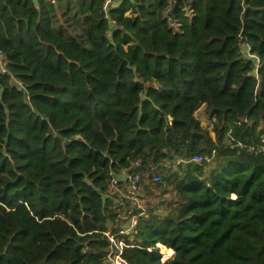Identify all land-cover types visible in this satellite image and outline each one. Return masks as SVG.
<instances>
[{"label": "trees", "instance_id": "16d2710c", "mask_svg": "<svg viewBox=\"0 0 264 264\" xmlns=\"http://www.w3.org/2000/svg\"><path fill=\"white\" fill-rule=\"evenodd\" d=\"M38 1L0 0V264H107L136 159L172 197L128 264H264V0Z\"/></svg>", "mask_w": 264, "mask_h": 264}, {"label": "built area", "instance_id": "2783aa9c", "mask_svg": "<svg viewBox=\"0 0 264 264\" xmlns=\"http://www.w3.org/2000/svg\"><path fill=\"white\" fill-rule=\"evenodd\" d=\"M169 3L171 2L168 0ZM112 2H120V0H105L103 10L107 13L109 5ZM170 5V4H169ZM188 14H191L189 8H185ZM174 29L178 30L177 24ZM8 62L5 54L0 51V74H8ZM20 84V83H19ZM214 118L210 119V127L214 122ZM193 161L201 162L202 156L194 155ZM145 170L142 168V161L136 159L128 168L121 169L118 172H110V186L118 188L122 186V192L119 195L120 201L118 206H121L122 211L117 214L113 223L103 231L107 241L108 249L105 254V261L107 264H128L124 257V250L127 247L133 246L134 237L138 232V224L140 218L148 215V206L150 205V197L145 187ZM160 180L159 173H154L149 176L150 182ZM123 206V207H122ZM158 251L161 253V246L156 243ZM154 247H148V250H153ZM161 257H163L161 253Z\"/></svg>", "mask_w": 264, "mask_h": 264}, {"label": "rangeland", "instance_id": "374dc122", "mask_svg": "<svg viewBox=\"0 0 264 264\" xmlns=\"http://www.w3.org/2000/svg\"><path fill=\"white\" fill-rule=\"evenodd\" d=\"M170 1H172V0H170ZM172 26H174V25H172ZM242 49L243 50L245 49L247 51L248 50V47H246V46L244 47V45H243L242 46ZM196 116H197L198 119H200V121L202 122V125L203 126L210 127V119L208 118V116H207V118L205 117V119L202 118L204 116V110L203 109L198 110L196 112ZM149 184H150L149 176H146L145 177V184L144 185L146 187V185L149 186ZM148 188H146V190H147V192L149 194L152 207H154L159 202L160 199L167 200L170 197H172V195H171V187H169V188L168 187H165V190H163V187H161L159 189H156V187H154V185H152V189H148ZM111 192L112 193H116L119 196L121 194V192H122V186L121 187L119 186L117 189L116 188H112L111 189ZM149 204H150V202H149ZM163 250H165L164 247H163ZM161 259L163 261L164 260L166 261V259H163L162 257H161Z\"/></svg>", "mask_w": 264, "mask_h": 264}, {"label": "bare ground", "instance_id": "6f19581e", "mask_svg": "<svg viewBox=\"0 0 264 264\" xmlns=\"http://www.w3.org/2000/svg\"><path fill=\"white\" fill-rule=\"evenodd\" d=\"M160 246H161V253L164 256L162 258L166 259V261H167L171 257V254H170L169 250L167 248H165V246H163L162 244H160ZM163 247L165 248V250H163Z\"/></svg>", "mask_w": 264, "mask_h": 264}, {"label": "water", "instance_id": "95a60500", "mask_svg": "<svg viewBox=\"0 0 264 264\" xmlns=\"http://www.w3.org/2000/svg\"><path fill=\"white\" fill-rule=\"evenodd\" d=\"M35 8L39 11L40 10V5H39V1L38 0H32Z\"/></svg>", "mask_w": 264, "mask_h": 264}, {"label": "crops", "instance_id": "0c3cea01", "mask_svg": "<svg viewBox=\"0 0 264 264\" xmlns=\"http://www.w3.org/2000/svg\"><path fill=\"white\" fill-rule=\"evenodd\" d=\"M200 109H203L204 110V106H201L198 110H200ZM197 110V111H198ZM196 111V112H197ZM196 114V113H195ZM205 117L207 118V115L205 114V111H204V116L202 117L203 119H205ZM200 120V119H199ZM201 122V121H200ZM201 124H202V122H201Z\"/></svg>", "mask_w": 264, "mask_h": 264}]
</instances>
